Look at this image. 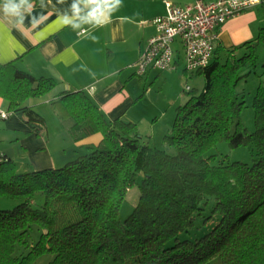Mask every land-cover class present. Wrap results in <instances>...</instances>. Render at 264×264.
Listing matches in <instances>:
<instances>
[{
	"label": "trees",
	"instance_id": "obj_1",
	"mask_svg": "<svg viewBox=\"0 0 264 264\" xmlns=\"http://www.w3.org/2000/svg\"><path fill=\"white\" fill-rule=\"evenodd\" d=\"M263 47L264 28L226 57L215 50L196 71L204 87L178 107L166 136L175 154L144 142L137 123L109 120L85 91L62 93L52 104L73 140L97 133L101 140L59 168L24 169L4 152L0 198L20 203L0 209V264H35L44 255L52 256L44 264H264V84L252 102V133L238 91ZM56 85L15 61L0 64V96L38 134L45 119L27 103ZM222 142L252 148L253 162L208 155ZM134 187L138 201L123 219ZM34 228L40 234L31 239Z\"/></svg>",
	"mask_w": 264,
	"mask_h": 264
},
{
	"label": "crops",
	"instance_id": "obj_2",
	"mask_svg": "<svg viewBox=\"0 0 264 264\" xmlns=\"http://www.w3.org/2000/svg\"><path fill=\"white\" fill-rule=\"evenodd\" d=\"M92 1L46 0L34 6L32 0L23 3L12 0L18 5L17 14L12 17L5 16L4 0H0V64L15 61L16 66L36 77L56 80L57 85L50 93L28 101V106L36 112L64 92L83 90L109 120L123 118L138 124L142 121L139 106L142 104L145 110L143 99L149 91L146 86L151 72H168L164 76L165 86L171 76H177L172 72L183 61L181 46H177L180 53L176 70L152 69L145 77L136 72L135 63L156 34L154 18L166 14V0H106L101 10L90 9ZM169 1L188 7L196 0ZM262 28L264 0L218 28L217 55L254 41ZM263 53L264 47L260 55L264 64ZM151 78L152 84L158 76ZM179 100L173 99L175 104ZM0 110L8 113V117H0L5 130L17 135L31 158L28 163L37 170L59 167L68 160L65 155L56 157L44 151L48 145L36 137L20 115L9 110L1 96ZM100 140L97 133L75 142L74 148L87 152L89 146L97 145ZM0 149L9 157L12 154L6 146Z\"/></svg>",
	"mask_w": 264,
	"mask_h": 264
},
{
	"label": "rangeland",
	"instance_id": "obj_3",
	"mask_svg": "<svg viewBox=\"0 0 264 264\" xmlns=\"http://www.w3.org/2000/svg\"><path fill=\"white\" fill-rule=\"evenodd\" d=\"M175 45L180 46L181 44L177 42ZM226 52L227 51H224L222 53L221 58L226 57ZM262 56L264 59V53ZM165 73L157 70L151 72L148 79L149 81L152 80L151 77L154 75L158 76V78L156 80L154 79L152 84L148 81V86H146L149 91L146 93L145 99H143V109L145 110H142V104L139 106V117H142V121L138 123V131L140 136H142L141 139L152 147L164 149L171 154H175L176 147L167 141L166 136L170 131L171 124L174 123L177 116L178 107L184 105L193 94L200 92L204 87L205 80L204 77L196 71L189 72L185 70L184 61L180 63V67L176 72H172L177 76H171L169 81L163 86L164 76L166 75ZM260 83L264 84V64L262 61H260L257 68H255L253 74L248 79L241 81L238 85V91L242 100L245 101L242 119L250 133L256 128L254 117L255 111L252 102L256 89ZM187 86L191 87V91L186 89ZM179 98V102L175 104L173 99L178 101ZM52 103L53 101L49 102L48 106L42 107L40 112L37 111L41 117H44L45 121L44 132L41 134L35 132V134L38 139H43L44 143L48 145L47 148L43 149L44 151H48L49 154L51 153V155L56 157L58 155H65V158H68L67 161H64V164L59 166L64 167L68 162L76 159V157L86 151L82 150V148H74L75 141L69 134V131H67L65 122L58 116ZM156 112H159L161 115L156 114ZM3 121L4 120L0 118V147L3 148L6 146L7 148H10V150H12L10 157H12L14 161L21 162L24 169L37 170L34 166L28 163L31 162V158L28 156L27 149L24 148L21 141H19V138L16 137V134L5 130ZM210 154H218L219 158L224 161L238 160L250 164L253 162L252 148L247 146L231 148L227 142L219 143L216 148H213L208 153V155ZM70 156L72 157L70 158ZM139 194L140 190L138 187H134L130 190L124 204H122L121 218L126 219L131 215L135 203L138 201ZM19 203V200H11L1 197L0 209H10ZM30 234L31 239H36L38 238L40 231L37 228H34ZM51 258L52 256L50 255H44L40 257L35 264L48 263Z\"/></svg>",
	"mask_w": 264,
	"mask_h": 264
},
{
	"label": "built area",
	"instance_id": "obj_4",
	"mask_svg": "<svg viewBox=\"0 0 264 264\" xmlns=\"http://www.w3.org/2000/svg\"><path fill=\"white\" fill-rule=\"evenodd\" d=\"M260 2L196 0L194 5L187 7L166 0V14L154 18L156 34L135 63L137 74L144 76L152 69L176 70L177 55L180 53L175 45L177 42L181 44L185 70L194 72L208 66L216 50L218 28ZM186 89L190 91L191 87ZM0 117L6 118L8 113L0 110ZM3 159L4 152L0 149V162Z\"/></svg>",
	"mask_w": 264,
	"mask_h": 264
},
{
	"label": "clouds",
	"instance_id": "obj_5",
	"mask_svg": "<svg viewBox=\"0 0 264 264\" xmlns=\"http://www.w3.org/2000/svg\"><path fill=\"white\" fill-rule=\"evenodd\" d=\"M23 3V0H20ZM5 16H12L14 17L18 11V5L13 3L12 0H4L3 2V9Z\"/></svg>",
	"mask_w": 264,
	"mask_h": 264
}]
</instances>
